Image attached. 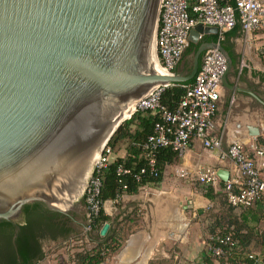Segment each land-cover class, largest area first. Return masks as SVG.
I'll list each match as a JSON object with an SVG mask.
<instances>
[{
    "label": "water",
    "instance_id": "water-1",
    "mask_svg": "<svg viewBox=\"0 0 264 264\" xmlns=\"http://www.w3.org/2000/svg\"><path fill=\"white\" fill-rule=\"evenodd\" d=\"M159 1L0 0V264H32L81 232L91 170L134 107L193 79L206 49L225 55L203 42L187 74L154 69Z\"/></svg>",
    "mask_w": 264,
    "mask_h": 264
},
{
    "label": "crops",
    "instance_id": "crops-1",
    "mask_svg": "<svg viewBox=\"0 0 264 264\" xmlns=\"http://www.w3.org/2000/svg\"><path fill=\"white\" fill-rule=\"evenodd\" d=\"M227 33L218 42V31L209 29L199 34L197 43H193H218L227 58L218 107L209 128L212 137L222 140L221 149L207 150L199 140H193L178 163L166 166L159 186H145L135 194L123 193L118 201H104L107 221L103 224L109 223L107 233L100 236L99 229L86 239L85 245L91 249L117 236L119 246L100 264H152L157 259L169 264L202 263L207 250L206 215L212 208L215 210L217 201L205 196L202 185L196 180L197 167L222 168L232 175L233 164L229 160L221 162L218 156L220 150L235 141L242 143L251 154L254 147L264 152V32L247 35L239 28L231 35ZM190 53L194 52L185 50L175 73L187 74ZM117 155L123 156L124 151H118ZM177 168L185 170L187 175L178 177ZM212 190L222 191L221 185ZM253 208L264 215V202ZM201 227L203 232L194 237L192 228ZM77 234L80 232L71 236ZM54 246L34 263L43 264V255ZM249 247L259 252L264 244L252 240Z\"/></svg>",
    "mask_w": 264,
    "mask_h": 264
},
{
    "label": "built area",
    "instance_id": "built-area-1",
    "mask_svg": "<svg viewBox=\"0 0 264 264\" xmlns=\"http://www.w3.org/2000/svg\"><path fill=\"white\" fill-rule=\"evenodd\" d=\"M237 23L247 35L264 32V0H234L233 5L227 4L226 0H160L153 37L155 62L167 74L173 75L189 46V33L196 25L216 27L220 42ZM226 65V57L219 49H206L201 55L192 83L185 86V92L174 111L160 103V93L164 87L152 89L134 107V112L150 111L160 116L146 147L170 146L180 158L193 140H199L207 150L221 149L222 140L212 137L209 128L218 107L221 77ZM252 152L249 153L238 141L220 150L218 159L221 162L229 160L233 164V174L229 175L226 182L220 179L216 167H197L196 180L202 185L203 191L217 188L222 183L221 190L226 201L233 207H252L264 202V152L257 147ZM115 158L116 154L107 143L89 175L84 191L86 231L91 230L92 219L98 214L101 205L98 198L102 185L101 173ZM118 172L128 170L119 167ZM176 173L181 178L187 175L185 170L178 168ZM120 197L117 196L114 201ZM208 239L216 243L211 248L215 256L223 255L224 246L230 248L236 245V241L228 234L210 236ZM253 257L256 261L261 258L258 253H253Z\"/></svg>",
    "mask_w": 264,
    "mask_h": 264
},
{
    "label": "trees",
    "instance_id": "trees-1",
    "mask_svg": "<svg viewBox=\"0 0 264 264\" xmlns=\"http://www.w3.org/2000/svg\"><path fill=\"white\" fill-rule=\"evenodd\" d=\"M226 3L233 5L234 0H226ZM239 28L237 23L227 35L233 34ZM198 46L199 44L189 43L187 51L194 52ZM192 81L193 79L164 87L160 93L161 105L174 111L185 92V86ZM158 121H160V116L156 112L135 111L123 121L112 135L108 145L116 154V158L101 173L102 185L98 195L101 205L98 214L92 219L91 231L98 232L100 226L107 221L102 206L104 201H113L123 193L135 194L145 186H159L163 180L166 166L179 162L180 157L170 146L146 147L148 138L153 135L154 125ZM120 150L124 151L123 156L117 155ZM119 167L128 170V172H118ZM205 196L211 200L216 199L217 207L215 205V210L210 207L212 209H209L210 211L206 215L208 222L206 226L207 250L202 257V264H264L263 247L259 252L249 248L252 240L262 246L264 244V215L255 210L253 206H231L226 201L225 194L220 190L214 192L212 189H208ZM219 199L223 202H220ZM226 234L236 241V245L230 248L224 246L223 255H213L211 248L216 243L208 237ZM118 246V237H109L91 249L74 251L71 257L72 262L73 264H100L111 256ZM253 253H258L261 258L256 261ZM40 258L41 256L38 259Z\"/></svg>",
    "mask_w": 264,
    "mask_h": 264
},
{
    "label": "rangeland",
    "instance_id": "rangeland-1",
    "mask_svg": "<svg viewBox=\"0 0 264 264\" xmlns=\"http://www.w3.org/2000/svg\"><path fill=\"white\" fill-rule=\"evenodd\" d=\"M192 57H193V54L191 53L187 56V60H188L187 73L189 72L190 67H191ZM220 202H223V201L221 200ZM83 211H84V216H85V224L80 234L71 236L70 238L57 242L52 249L47 251L46 255H43L45 256L44 258L45 262L43 264H73L71 257L74 251H77L80 249L82 250L87 249L85 245L86 239H89L90 237H92V235L97 234V232H93L91 230L86 231L85 229L86 224H87V221H86L87 220V208H86V204L84 201V195H83ZM202 230H203L202 227L199 230H195L192 228L191 233L194 237H197V234L201 232ZM252 251H255V250L252 248ZM152 264H169V262H164V261H160L159 259H157Z\"/></svg>",
    "mask_w": 264,
    "mask_h": 264
},
{
    "label": "bare ground",
    "instance_id": "bare-ground-1",
    "mask_svg": "<svg viewBox=\"0 0 264 264\" xmlns=\"http://www.w3.org/2000/svg\"><path fill=\"white\" fill-rule=\"evenodd\" d=\"M153 46H154V44H153V38H152V42H151V44H150V51H151V58H152L153 68L156 69V70H158V71H161L162 74H164V75H169V74H167L163 69H161V68L156 64V62H155V57H154V49H153L154 47H153ZM169 76H170V75H169ZM132 111H133V110H132ZM132 111H131V112H132ZM131 112H130V113H131ZM130 113H129V114H130ZM129 114H128V115H129ZM128 115H127V116H128Z\"/></svg>",
    "mask_w": 264,
    "mask_h": 264
},
{
    "label": "flooded vegetation",
    "instance_id": "flooded-vegetation-1",
    "mask_svg": "<svg viewBox=\"0 0 264 264\" xmlns=\"http://www.w3.org/2000/svg\"><path fill=\"white\" fill-rule=\"evenodd\" d=\"M68 238V237H67ZM66 239V238H65ZM64 240V239H63Z\"/></svg>",
    "mask_w": 264,
    "mask_h": 264
}]
</instances>
